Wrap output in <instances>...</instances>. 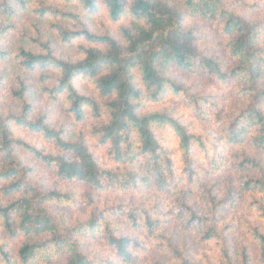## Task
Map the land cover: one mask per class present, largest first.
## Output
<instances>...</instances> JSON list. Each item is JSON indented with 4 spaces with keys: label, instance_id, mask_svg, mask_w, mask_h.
I'll list each match as a JSON object with an SVG mask.
<instances>
[{
    "label": "trees",
    "instance_id": "16d2710c",
    "mask_svg": "<svg viewBox=\"0 0 264 264\" xmlns=\"http://www.w3.org/2000/svg\"><path fill=\"white\" fill-rule=\"evenodd\" d=\"M57 1L62 7L48 0H0V183H6V194L20 193L0 202V264H111L87 249L83 239L96 237L123 262L135 264L139 253H149L140 232L168 253L165 263L154 264H200L172 245L164 230L173 219L201 242L216 241L221 264H233L221 221L236 206L234 192L264 196V19L241 13L237 0ZM73 5L87 17L105 12L110 22H124L116 37L93 34L71 11ZM18 11L29 14L33 31L25 26L16 32ZM188 17L214 24L229 39L232 67L198 47L193 29L186 27ZM78 39L88 44L78 46L81 56L59 54V47ZM172 67L231 85L245 104L224 113L218 102L172 79ZM79 79L96 95L81 93ZM167 94L208 126L206 138L202 129L178 121L173 107L149 108ZM41 99L62 106L79 130L52 123ZM19 131L42 138L54 152ZM168 132L176 148L170 147ZM18 151L49 169L61 187H87V219L71 224L60 211L76 206L74 193L32 187L33 170L22 166ZM147 189L153 193L138 203L94 205L96 194ZM198 193L199 209L189 201ZM254 203L264 218V205ZM251 228L257 264H264V224ZM17 239L13 250L9 242ZM241 255L242 264H249L248 248Z\"/></svg>",
    "mask_w": 264,
    "mask_h": 264
},
{
    "label": "rangeland",
    "instance_id": "374dc122",
    "mask_svg": "<svg viewBox=\"0 0 264 264\" xmlns=\"http://www.w3.org/2000/svg\"><path fill=\"white\" fill-rule=\"evenodd\" d=\"M230 2L234 0H229ZM239 4L236 6L238 10L247 15L252 16L254 18H263L264 19V0H237ZM48 4L60 5L57 0H48ZM246 5L249 8L250 5H255V7L249 10L242 6ZM62 7V4L60 5ZM71 11L78 12L77 7L74 5L71 8ZM82 21L86 25V29L93 34H104L109 33L112 36L117 35L118 27L122 22L113 23L108 20L105 12H101L96 16H86L84 14L79 13ZM30 16L28 13L24 11H18L17 17L15 18L16 32L19 30H24L27 26L29 31H33V27L30 24ZM186 27L193 29L195 37L197 38V45L200 49L207 51L209 54H212L222 63L226 64L228 67H232L233 63L231 59L228 57L226 45L228 42V38L224 36L220 29L216 27L214 24L206 22L197 17H188L185 21ZM24 25V26H23ZM20 36V35H17ZM264 40V38H263ZM7 45V42H5ZM88 46V44L84 40H75L73 44L65 45L59 47V54L68 59H75L79 57L78 46ZM81 56V55H80ZM1 70V67H0ZM169 76L176 80L177 82L182 83L183 85L190 87V92L197 96L208 97L209 101L212 103H219V107L223 109V112L229 113V111H236L243 107L245 103L240 98L234 96L232 92L231 85H222L217 83L216 81L211 80L208 76L205 75H195L190 76L183 71L177 70L175 68H171L169 70ZM76 86L81 93L90 94L91 96H95L96 93L87 83L86 80L79 79L76 81ZM39 105H41L46 112L49 113L50 121L52 123H56L65 127H68L72 131H78L80 126L76 125L74 121L66 115L65 109H63L60 105H50L45 100H40ZM173 107V115L178 121L185 125H190L193 129L198 127L202 129L203 136L206 138L209 135L208 126H203L201 123H198V120L193 116V114L185 108L184 104L175 96L171 94H167L165 99L156 104L155 106H149L150 109H160L163 107ZM214 129H217L214 127ZM19 134L23 137H26L31 143L35 144L38 148H43L47 152H54L53 147L45 140L40 137L35 136H26L25 132L19 131ZM169 135V145L170 147L176 148L177 143L174 141L173 133L168 132ZM212 137L209 138L208 143ZM212 140V139H211ZM252 153V151H250ZM18 156L22 161L23 167H30L33 170V173L29 176V184L32 187H39L40 190H49L54 187L61 188L62 191H69L75 194L76 206L74 208H62L60 211L64 213L67 220L72 224L75 221H83L87 219L89 216V209L86 207L83 194L87 191V187L82 185L69 184L67 186L61 187L57 184L55 178L52 175V172L40 164L37 160L31 157L29 154L18 151ZM227 153L223 154L226 156ZM258 153H252V155L256 156ZM179 155H175L177 159ZM261 155H259L260 157ZM222 180L219 185L223 184ZM4 185L6 183L1 181L0 183V202L5 203L9 200L14 199L16 196L20 195V193L9 194L4 192ZM239 183L237 179L235 181V187L238 186ZM151 189H147L143 191L141 194L134 193H101L96 194L94 196L95 207L101 209L105 206H113L116 203H126L135 201V203L140 202L143 198L151 196L153 192ZM235 193L236 206L233 207L226 213L225 219L221 221V226L225 230V238L232 248L233 253V264H242L241 253L244 247L248 248L249 255V264H257V248L255 243L253 242L250 233H247V229L250 226L254 225H262L264 224V218L261 215V210L258 204H255L254 201L261 203L264 205V196H260L261 194H248L245 193ZM152 201V199H151ZM189 201L192 204L198 207L199 209V193L191 194L189 196ZM245 218V220H244ZM110 221L117 223L119 225H124L122 219L116 218H108ZM225 225V226H224ZM125 227V226H124ZM172 241V245L178 247L184 252L182 255L186 257H192L195 263L200 264H221L222 263V252L221 245H216V241L212 240L206 243L201 242L199 239V235L194 232H186L182 229V226L176 220L169 221L164 230ZM1 233V232H0ZM126 233V232H123ZM131 234H134L131 231ZM139 238L143 241L146 248H148L149 253L147 255H143L145 253H139L140 256L137 258V263L135 264H154L157 259H159L162 263L167 261V252L164 249L158 248V243H155L153 239L149 241L145 240V236L140 233H136ZM84 243L87 245V249L91 252V254L95 255L99 259L103 261L111 262V264H126L119 257H117L110 248H108L100 237H96L93 239H83ZM19 240L12 241L10 243V247L15 250L18 246ZM218 242V241H217ZM162 243H166V240H163ZM164 248V247H163ZM224 264H226L224 262Z\"/></svg>",
    "mask_w": 264,
    "mask_h": 264
}]
</instances>
